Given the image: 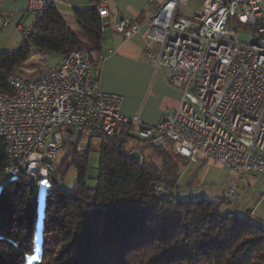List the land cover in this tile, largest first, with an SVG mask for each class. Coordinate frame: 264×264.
Instances as JSON below:
<instances>
[{
  "label": "built area",
  "instance_id": "built-area-1",
  "mask_svg": "<svg viewBox=\"0 0 264 264\" xmlns=\"http://www.w3.org/2000/svg\"><path fill=\"white\" fill-rule=\"evenodd\" d=\"M200 1L189 17L180 14L189 0H151L150 13L113 24L127 38L146 32L144 57L155 68L167 67L170 85L181 92L177 108L157 123L122 112L123 96L103 89L88 47L53 64L31 46L35 60L8 76L9 90L0 89L4 181L26 175L39 191L49 192L57 183L53 161L59 148L106 141L121 125L149 145L171 142L185 160L203 158L228 167V199L241 175L263 173L264 0ZM55 2L71 6L70 0ZM110 2H95L103 31L110 25L105 18L114 14ZM46 6L44 0H29L33 21L24 25L0 4V26H14L26 40ZM156 189L166 193L159 184Z\"/></svg>",
  "mask_w": 264,
  "mask_h": 264
},
{
  "label": "trees",
  "instance_id": "trees-1",
  "mask_svg": "<svg viewBox=\"0 0 264 264\" xmlns=\"http://www.w3.org/2000/svg\"><path fill=\"white\" fill-rule=\"evenodd\" d=\"M95 2L74 8L78 30L47 2L28 39L0 51V89L9 90L7 78L31 58V46L61 56L87 46L99 54L103 21ZM131 142L139 147H130ZM163 143H144L121 125L83 152L63 146L69 147L77 181L71 192L58 182L47 192L38 237L39 190L26 175L4 181L6 150L0 140V264H28L35 254L37 264H264V228L249 215L224 212L221 201L172 194L179 188L182 163L188 162ZM146 147L161 163L141 152L142 160L133 156ZM93 150L100 154L96 187L88 185L87 173ZM158 184L166 193H158Z\"/></svg>",
  "mask_w": 264,
  "mask_h": 264
},
{
  "label": "crops",
  "instance_id": "crops-1",
  "mask_svg": "<svg viewBox=\"0 0 264 264\" xmlns=\"http://www.w3.org/2000/svg\"><path fill=\"white\" fill-rule=\"evenodd\" d=\"M53 2V0H44ZM151 0H111L114 14L108 19L110 25L103 31L102 51L96 54L93 70L98 75L106 92L123 96L121 110L128 115H139L149 123H157L172 113L181 98L179 89L169 83V69L165 66L155 68L144 57L146 32L130 38L114 30L113 24L124 16L138 17L150 13ZM71 6L55 2L69 26L78 30L74 8H87L94 0H70ZM4 12L11 15L15 23L28 24L32 18L29 0H0ZM103 56V57H102ZM203 158L197 161L205 163ZM192 161V162H197ZM187 162H191L187 160ZM208 162V161H207ZM223 166V165H221ZM226 167V166H225ZM228 169L226 191L222 197L213 195L211 187H205L199 198L221 201L224 212H235L250 217L251 221L264 228V172L241 175L237 181V191L233 198H226L232 178ZM182 173V172H181ZM181 178V174H180ZM180 178L178 180L179 188ZM190 180L187 186H191ZM198 199V198H197Z\"/></svg>",
  "mask_w": 264,
  "mask_h": 264
},
{
  "label": "rangeland",
  "instance_id": "rangeland-1",
  "mask_svg": "<svg viewBox=\"0 0 264 264\" xmlns=\"http://www.w3.org/2000/svg\"><path fill=\"white\" fill-rule=\"evenodd\" d=\"M200 0H189L186 5L180 6V14L183 16H193L196 11L200 9ZM33 21V17L30 22ZM248 33V32H247ZM241 39L246 40L247 37H242ZM23 41L22 35L15 29L12 25L0 26V51H10L16 49L19 44ZM87 47V46H86ZM46 58L53 64H57L61 59L60 54L56 53H45ZM94 55V62L96 58V53ZM35 59L32 58L31 61ZM89 143H94L95 145L100 144V141L91 140L88 143H83L80 152H83ZM171 154H174V150L171 142L165 141L162 144ZM130 147H139L137 143L131 142ZM139 150L143 156L148 157L157 163H161V158L154 151L146 147ZM69 147H61L57 151V157L53 161V168L55 169V177H57L58 186L66 191L71 192L74 188V184L77 181V169L75 165L71 164V158H67L69 154ZM99 159L100 154L97 150H93L89 155V165H88V185L90 187H96L98 184L99 177ZM179 160V159H178ZM183 161V160H179ZM205 163L200 161L189 162L186 164L182 163L181 166V178L180 188H176L172 191L173 195H176L180 199H197L204 191L205 187H211L213 195L222 197L226 191L227 186V176L228 169L225 166L212 161L203 160ZM192 181L191 186H187L189 181ZM47 192L42 189L39 191L40 203L38 212V224H37V236L41 235L42 231V220L44 213V199ZM224 198L221 199V203L224 204ZM36 255V254H35ZM30 256L28 258V264H37L39 260L36 256Z\"/></svg>",
  "mask_w": 264,
  "mask_h": 264
},
{
  "label": "water",
  "instance_id": "water-1",
  "mask_svg": "<svg viewBox=\"0 0 264 264\" xmlns=\"http://www.w3.org/2000/svg\"><path fill=\"white\" fill-rule=\"evenodd\" d=\"M133 156H134L135 158H139V153L135 152V153L133 154ZM44 162H46V163H48V164H52V160H50V159H48V158H45V159H44Z\"/></svg>",
  "mask_w": 264,
  "mask_h": 264
}]
</instances>
